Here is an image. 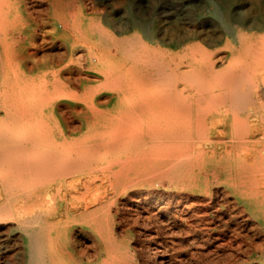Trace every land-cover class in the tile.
Instances as JSON below:
<instances>
[{
  "label": "bare ground",
  "instance_id": "bare-ground-1",
  "mask_svg": "<svg viewBox=\"0 0 264 264\" xmlns=\"http://www.w3.org/2000/svg\"><path fill=\"white\" fill-rule=\"evenodd\" d=\"M25 1L0 0V264H178L180 216L197 247L217 222L264 232V0H177L179 23L131 15L134 37L93 20L129 62L93 48L87 70L73 39L83 10L51 0L66 51L32 62ZM249 261L208 264H264Z\"/></svg>",
  "mask_w": 264,
  "mask_h": 264
},
{
  "label": "rangeland",
  "instance_id": "rangeland-1",
  "mask_svg": "<svg viewBox=\"0 0 264 264\" xmlns=\"http://www.w3.org/2000/svg\"><path fill=\"white\" fill-rule=\"evenodd\" d=\"M199 1H202V3L205 4V6L208 8L213 7V5H211L210 3L211 0ZM233 2L234 4L231 6L235 8V0H232V3ZM68 4H70L69 11L74 17L79 12V10L82 9L83 12L79 20L83 23V21L87 19V23L82 24L81 27L78 28V30L75 32L73 37L75 58L78 59H76L75 61V66L77 68H83L84 70L90 68V63L87 56L90 52V49L93 48L97 50H105L110 55V57L113 58H125L126 65L127 62H129V59L127 60L125 53L118 51L115 46L103 41V38L100 36V34L92 29L91 23L93 20H99L106 29H108L111 33L118 37H134L138 32H142L139 27L131 24V26L128 27L127 31H123L126 27L125 23H127L131 15L140 13L150 26H153L157 21L159 24L166 27L169 26L170 23L174 22L175 19H177V15L180 13V9L182 8L177 0H57L56 5L62 7V10H64L63 12H67L66 9H68ZM51 6V0H26L24 3V8L26 9L27 14H25L24 20L19 25V28L28 26L32 22L33 25L30 27V29H36L38 31L37 35L35 36L34 44L30 46L29 49L30 52L35 53V57L32 59V62L41 61L45 59V56H47L48 54L50 57H53V55H55L56 53L66 51V45L63 40V35L58 37L56 40H53L49 35L51 32V27L48 21V10L51 8ZM75 12L76 14H74ZM204 14L206 15L207 13L204 12ZM29 21L31 22L29 23ZM182 21L187 22V20L183 19ZM179 22L180 20L176 23ZM176 23L174 22V24ZM159 48L165 51H171V49H173L174 47L162 44L159 46ZM77 52L79 54H77ZM83 58H85L86 60H83ZM125 64L123 63L122 66L124 67ZM49 69L50 67L40 66L34 72L29 74L38 75L43 72V70ZM76 87L77 89H79L78 86ZM189 183L190 182L171 183L167 180H164L160 185V189L163 191L182 190L184 192H188ZM200 198L201 196L199 192H195L193 196H191L190 200L197 201ZM180 218L181 216L177 218V221L173 226V231L176 230V233L174 232L175 234H172V240L175 241V243H170V246H175L174 248L178 250V257L176 256L179 261H177L178 264H208V262L211 260L224 259H241L247 262L248 260H250L249 262H252L251 259H264L263 251L257 248L261 244H264V232L252 230L250 229V225H244V223L239 222L240 220H237V223L231 222L229 223V225H224V222H217L218 225L216 226L218 227L210 231L213 237L212 240L209 242L201 241L200 246L197 247L196 245H192L190 243L189 237L191 236L188 233L189 229H191L190 226ZM200 220V218L195 217L190 219V223H193L192 228H197L200 226L203 227L204 224ZM179 226H184L180 227L181 231L179 230ZM177 229L179 231H177ZM183 230L184 233L182 232ZM185 230L187 234L185 233ZM131 241L132 243L137 245L138 251L142 255H144V249L142 246L144 244L143 240L134 238L131 239ZM14 242L15 241H11L10 244H13ZM197 244L199 245V243ZM13 247H15V245ZM178 248H180V250ZM210 251H212V253ZM192 252L193 255L197 254L195 256L196 258L191 255ZM142 259L147 258L143 256ZM247 262L243 264H247ZM253 262V264H258L256 261ZM11 264H18V259L13 258Z\"/></svg>",
  "mask_w": 264,
  "mask_h": 264
}]
</instances>
